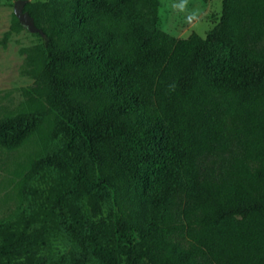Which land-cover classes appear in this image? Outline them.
Listing matches in <instances>:
<instances>
[{
  "label": "trees",
  "instance_id": "trees-1",
  "mask_svg": "<svg viewBox=\"0 0 264 264\" xmlns=\"http://www.w3.org/2000/svg\"><path fill=\"white\" fill-rule=\"evenodd\" d=\"M114 2L137 16L149 3L157 20L159 0L25 9L46 25L42 112L3 121L0 141L53 114L59 180L49 218L0 224L2 264L54 226L104 264H264V0H224L205 38L140 25L134 41ZM80 195L100 204L83 213Z\"/></svg>",
  "mask_w": 264,
  "mask_h": 264
},
{
  "label": "rangeland",
  "instance_id": "rangeland-1",
  "mask_svg": "<svg viewBox=\"0 0 264 264\" xmlns=\"http://www.w3.org/2000/svg\"><path fill=\"white\" fill-rule=\"evenodd\" d=\"M18 0H0V124L22 115L42 112L34 91L41 85L46 67L43 48L45 23H39L41 32H31L16 23L15 4ZM49 0H28L26 7ZM224 0H159L157 20L147 3L140 15L120 9L116 2L110 8L129 27L132 40H138V29H158L177 39H186L193 33L205 38L219 24ZM64 6V5H63ZM92 11H103L102 7ZM18 20V19H17ZM132 41V42H133ZM43 92L45 88L42 86ZM54 115L41 117L34 132L20 144L0 141V224L15 223L25 229L29 224L43 222L50 217L48 201L56 192L59 175L48 163L54 141ZM98 196H79L83 213H90ZM112 203L104 204L100 216L109 218ZM100 216L98 218H100ZM0 264L2 260L0 259ZM17 264H104L99 260L84 259L60 226L37 236L35 245Z\"/></svg>",
  "mask_w": 264,
  "mask_h": 264
},
{
  "label": "water",
  "instance_id": "water-1",
  "mask_svg": "<svg viewBox=\"0 0 264 264\" xmlns=\"http://www.w3.org/2000/svg\"><path fill=\"white\" fill-rule=\"evenodd\" d=\"M28 0H18L15 4V15L19 22L28 28L31 32H41V30L35 25L34 20L28 12L25 11V6Z\"/></svg>",
  "mask_w": 264,
  "mask_h": 264
}]
</instances>
